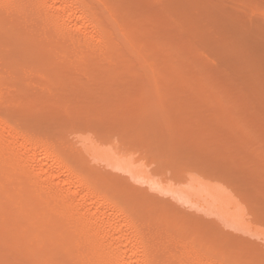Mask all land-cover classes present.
<instances>
[{"label":"rangeland","instance_id":"obj_1","mask_svg":"<svg viewBox=\"0 0 264 264\" xmlns=\"http://www.w3.org/2000/svg\"><path fill=\"white\" fill-rule=\"evenodd\" d=\"M114 1H120L123 9L137 13L133 25L139 22L142 29L137 30L140 37L135 34L136 39L142 40L136 43L139 47L132 53L134 55L125 51L118 54L122 66L135 65L132 67L135 71L131 67L127 70L130 73L121 69L118 74L102 71L89 80L72 67L67 72L72 81L58 87L54 96L37 88L41 85L35 84L33 78L30 101L35 112L29 117L50 136L68 142L89 138L97 141L98 146H93L98 149L124 152L128 158L133 157V162L136 159L134 167H140V174L152 179L154 182H151L162 191H150L147 186L127 183L122 178H114V182L132 187L131 190L144 189V193L139 192L143 199L155 196L145 203L154 212L145 206L149 212L146 211L148 215L151 212L153 216L150 217L159 219L158 222L164 225L162 228L175 233V238L181 237L180 242L166 239L174 254L183 255L192 241L216 255H239L250 263L253 262L252 255H257L254 259H259V264L264 263V0ZM131 16L128 15L130 19ZM9 43L7 46L12 48L9 60L25 66L24 58L29 61L27 55L18 49L19 45L15 43L16 48ZM140 60L145 63L141 68H148L144 73L138 66ZM158 60L166 62V66L179 68L187 78L186 82L190 80L188 84L179 85L178 80V84L162 83L161 88L158 84V92L153 75L150 80L146 77L147 74L151 76L148 70L152 71L153 65L158 72L169 69ZM180 106L189 110H182L183 107L181 115L178 112ZM100 170L104 171V168ZM208 184H211L210 188L215 186L217 191L221 187L226 188L225 193L232 191L238 205L241 201L243 213H246L238 212L243 215L241 222L228 223L223 211L220 215L217 209V216L213 212L216 208L205 212L202 204H178L169 197L172 192L180 194L206 185L204 188H209ZM225 193L220 194L228 196ZM136 197L141 201L142 197ZM162 205L170 206V212ZM157 212L159 214H154ZM156 215H159L158 219ZM164 217L168 218L165 220ZM194 218L196 222L208 224L190 225ZM246 255H251L250 259ZM3 256L0 261L8 264L11 257ZM10 256L15 257L10 263L18 259Z\"/></svg>","mask_w":264,"mask_h":264},{"label":"bare ground","instance_id":"obj_2","mask_svg":"<svg viewBox=\"0 0 264 264\" xmlns=\"http://www.w3.org/2000/svg\"><path fill=\"white\" fill-rule=\"evenodd\" d=\"M114 2L0 0V257H11V260L7 261L8 264H259L260 260L254 259L257 255H252L254 258H251L253 262L250 263L239 255L210 253L192 241L183 255L174 254L170 243L166 244V239L169 242L170 239L180 242L181 237L175 238V233L162 228L164 225L158 222L159 215H156L158 221L150 217L149 215L153 216L151 212L154 210L151 211L145 204L155 196L143 199L139 192L144 189L131 190L132 187L127 188L124 184L114 182V178H122L127 183L147 186L150 191H162H159L152 179L153 182L140 174V167H134L136 159L133 162V157L130 155L132 158H128L129 155L123 154L124 152H114L111 149L106 152V149H98L97 141H90L92 139L89 138V141H78L76 137L75 142H68L50 136L42 132L38 124L34 123V119L29 117L35 112V107L30 101L33 78L35 84L41 85V88H37L54 96L58 87H62L66 81H72L67 77L69 68L76 67V70L89 80L95 79L102 71L113 74L119 73L120 69L128 72L130 67L135 68V65L122 66L118 54L125 51L132 55L138 50L139 44L136 43L142 39H136L141 36L137 30L142 29L138 20L139 25H133L137 18L134 14L137 13L123 9L120 1L115 2L116 6ZM124 11H128V14ZM6 39L11 43L14 40L12 44L19 45L18 49L27 55L29 61L24 58L25 66L22 67L20 62L16 65V62L9 60L12 48L7 46L9 42ZM11 43L9 44L12 47ZM163 63L167 65L166 62ZM144 64L143 61L138 63L140 69H144ZM153 66V74L148 70L151 76L147 74L146 77L150 80L153 75L154 87L156 86L158 92L162 83H180L179 85L183 86L190 81L188 79L186 82L185 75L175 66H166L169 68L166 71L162 69L165 66L158 69L172 74L174 78L172 75L166 76L163 71H156ZM158 66L160 67L159 64ZM196 93L200 95L202 92ZM183 107L180 106L178 112L186 109ZM218 111L220 112L221 108ZM170 113L172 114V111ZM228 114L231 115L229 112ZM93 162L97 164L94 165ZM98 164L104 165V171L100 170L103 168ZM93 165L99 167V170ZM181 181V184L185 183ZM210 186L211 184L209 188H204L207 185L195 187V190L180 194L171 191V196H168L173 197L177 203L202 204L205 212L206 209L211 212L216 208L213 212L216 213L218 209L220 215L225 214L227 222H241L242 216L246 214L243 213L241 201L239 200L238 205L237 197L233 200L232 191H227V199L224 194H220L225 193L226 188L216 185L221 187L218 192L215 186ZM134 191L137 194L133 193ZM229 194L232 196L231 200L228 198ZM136 196L142 197L141 201ZM145 206L150 208L149 215ZM166 206L162 205L164 209L170 208ZM158 212L154 214H159ZM216 215L218 216L217 213ZM168 217L170 218V215ZM194 220L195 218L189 220L193 223L190 225L206 224L204 221L205 224ZM10 255L18 259L10 263L15 258Z\"/></svg>","mask_w":264,"mask_h":264}]
</instances>
